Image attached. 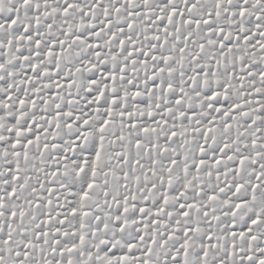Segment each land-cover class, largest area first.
Masks as SVG:
<instances>
[{
	"label": "snow or ice",
	"instance_id": "6c2138e0",
	"mask_svg": "<svg viewBox=\"0 0 264 264\" xmlns=\"http://www.w3.org/2000/svg\"><path fill=\"white\" fill-rule=\"evenodd\" d=\"M0 264H264V0H0Z\"/></svg>",
	"mask_w": 264,
	"mask_h": 264
}]
</instances>
